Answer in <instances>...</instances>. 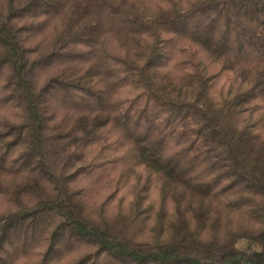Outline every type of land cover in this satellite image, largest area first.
<instances>
[{
	"label": "trees",
	"instance_id": "1",
	"mask_svg": "<svg viewBox=\"0 0 264 264\" xmlns=\"http://www.w3.org/2000/svg\"><path fill=\"white\" fill-rule=\"evenodd\" d=\"M0 264H264V0H0Z\"/></svg>",
	"mask_w": 264,
	"mask_h": 264
},
{
	"label": "rangeland",
	"instance_id": "2",
	"mask_svg": "<svg viewBox=\"0 0 264 264\" xmlns=\"http://www.w3.org/2000/svg\"><path fill=\"white\" fill-rule=\"evenodd\" d=\"M129 197V196H128ZM127 197V198H128ZM124 207L126 208L127 207V205H126V203H124V206H123V209H124ZM107 209H109L108 207H106ZM113 208H114V205H113Z\"/></svg>",
	"mask_w": 264,
	"mask_h": 264
}]
</instances>
